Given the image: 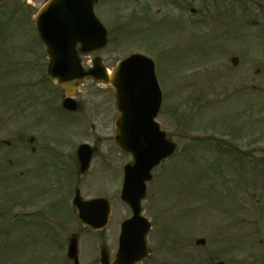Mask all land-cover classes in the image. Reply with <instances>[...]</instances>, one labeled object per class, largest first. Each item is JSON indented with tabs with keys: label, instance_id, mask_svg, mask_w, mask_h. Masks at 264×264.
Returning <instances> with one entry per match:
<instances>
[{
	"label": "rangeland",
	"instance_id": "obj_1",
	"mask_svg": "<svg viewBox=\"0 0 264 264\" xmlns=\"http://www.w3.org/2000/svg\"><path fill=\"white\" fill-rule=\"evenodd\" d=\"M47 1L0 0V109L18 100L17 88L40 86L35 76L42 47L35 37L34 20ZM114 1V5L126 7L132 0ZM188 1L187 11L190 7L201 11L202 22L196 35L166 36L160 32L157 36L151 32V36H130L127 26L121 36H111L104 54L110 65L132 52L133 46H152V51L159 54L162 50L164 64L170 66V93L183 92V127L195 130L187 134L195 132V137L202 141V146H197L181 140V151L157 173V183L143 207L154 225L149 239L151 256L143 264L165 260L167 264H196V258L264 264V29L248 21H264V0H202L201 4ZM122 11L121 14L115 6L111 8L113 17L127 16L129 7ZM107 15L110 19L104 21L109 25L113 17ZM233 57L239 58L237 67L232 66ZM183 65L181 70L177 69ZM258 69L261 73L256 75ZM88 87H81V92L85 93ZM252 87L259 91L252 92ZM171 103L169 106L174 107ZM169 123L174 124L175 119L170 118ZM225 125L234 126V132L244 129L245 135L249 130L254 134L250 137L253 152L244 158L245 179L239 177L240 165L233 163V170L229 169L223 157L213 156L211 143L205 142L206 130H220ZM17 127V115L0 113V139L14 140ZM170 132L173 139L179 135ZM109 145L113 146V142H106ZM248 150L244 148L245 152ZM118 181L117 172L100 166L86 182L85 196H106L114 204L110 224L102 232L83 229L75 222L74 231L80 236L88 264L99 258L98 248L104 242L113 260L120 224L131 215L117 200L118 195H114ZM199 239L205 240L204 246L196 245ZM166 247L169 252L164 254ZM1 256L0 248V264Z\"/></svg>",
	"mask_w": 264,
	"mask_h": 264
},
{
	"label": "flooded vegetation",
	"instance_id": "obj_2",
	"mask_svg": "<svg viewBox=\"0 0 264 264\" xmlns=\"http://www.w3.org/2000/svg\"><path fill=\"white\" fill-rule=\"evenodd\" d=\"M195 1L202 3V0ZM129 3L124 18L119 14L113 17L111 8L115 6L122 14V9L128 10L127 6H116L108 1H101L96 6V14L103 22L110 19L107 14L113 17L114 23L106 24L108 36H121L127 26L130 36H151V32L157 36L160 32L166 36H192L196 35L201 23V11L196 7L187 11L186 6L190 3L187 0H132ZM151 48L137 47L139 51L152 55ZM155 53L161 62L157 65V73L165 104L171 99L170 66L164 64L163 51ZM104 54H107L106 50L95 56L82 57L86 70L95 66L96 57L101 59L97 66L101 72L100 81L91 78L77 89L72 97L77 103L75 110L64 107L66 93L51 80H44L39 87L23 85L17 88L18 100H14L10 107L3 105L0 109V113L18 117L14 140L0 139L1 264H77L68 257L69 245L77 235L74 217H78V212L73 206L74 196L81 193L92 172L100 166L110 167L119 174L114 195L121 193L122 160L114 141L118 103L115 91L105 85L118 61L109 65ZM40 59L43 68L48 58L42 53ZM244 77L245 74L241 79ZM84 86H89L85 93L80 90ZM182 93L180 91L178 95L182 97ZM160 116L161 127L167 130V107H162ZM106 142H113V146H106ZM83 145L93 148L87 172L82 171L80 162L79 151ZM104 246L107 243L104 242L102 250ZM211 259L202 261L196 258L195 261H199L197 264H218L221 261L212 262ZM78 264L88 263L80 257ZM91 264L102 263L99 259ZM225 264L231 263L225 259Z\"/></svg>",
	"mask_w": 264,
	"mask_h": 264
},
{
	"label": "water",
	"instance_id": "obj_3",
	"mask_svg": "<svg viewBox=\"0 0 264 264\" xmlns=\"http://www.w3.org/2000/svg\"><path fill=\"white\" fill-rule=\"evenodd\" d=\"M98 0H51L40 11L36 24L38 35L47 45L51 57L49 75L59 81L60 86L68 95L72 94L81 81H86L95 75L94 70L85 72L80 65L76 50L81 45L80 53L94 54L106 45V30L94 15V5ZM65 55V72L57 66L61 55ZM138 64L149 65L145 72L149 81L144 83L148 96L153 100L146 101V95H138L136 87L141 81L135 77L139 72L127 68ZM58 69V70H57ZM127 74V79L121 81V98L130 97L132 100L123 103L122 117L119 121L116 142L126 152L133 155V162L126 168V178L122 193V200L133 210V217L122 224L120 236V250L113 264H138L148 256L146 235L149 232L148 221L140 216V203L146 194V183L151 180V172L175 150V146L165 140V135L159 131L154 123L159 111L161 99L158 86L154 78V66L149 59L134 56L121 63L115 73ZM153 77V81L151 83ZM98 80V78L96 77ZM114 87L115 82L109 83ZM119 92V90H118ZM140 99V100H139ZM134 107L131 114L130 107ZM152 111L154 113L152 114ZM110 205L107 201L96 200L84 204L81 221L84 226L101 229L108 223ZM203 243V241L199 242ZM107 260V254H103Z\"/></svg>",
	"mask_w": 264,
	"mask_h": 264
}]
</instances>
